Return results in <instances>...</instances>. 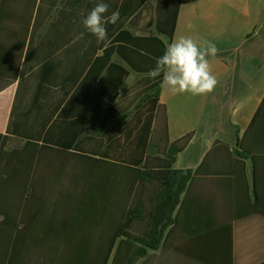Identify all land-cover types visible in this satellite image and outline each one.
<instances>
[{
    "label": "trees",
    "instance_id": "16d2710c",
    "mask_svg": "<svg viewBox=\"0 0 264 264\" xmlns=\"http://www.w3.org/2000/svg\"><path fill=\"white\" fill-rule=\"evenodd\" d=\"M85 1L26 0L24 6L23 0H0V22L32 25L34 39L47 22H51L53 29L71 13L74 20L80 17L82 21L98 2L93 0L88 11ZM104 2L109 4L108 15L118 10L120 20L106 25L110 41L107 46L80 26L84 34L80 43L95 49L86 66H95L79 69L75 82L68 88L62 90L64 87L58 85L63 99L52 106L53 111L44 122V128L50 126V132L20 131L14 126V113L24 87L34 88L38 82L56 88L51 63L32 69L27 57L19 82L0 77V101L15 95L7 133L0 131V264L193 261L164 244L191 178V171L178 173L174 169L190 135L172 141L168 107L161 101L162 76L153 79L148 75L156 59L163 55L166 42L175 35L182 0ZM148 9H154L153 23L143 28L145 35H136L132 28H140ZM101 50L103 54L98 55ZM133 72L142 78L121 92ZM71 94L77 98H70ZM58 127L63 132H54ZM14 138L22 143L11 147ZM220 144L229 148L227 143ZM240 146L244 154L264 156V101ZM43 174L63 177L62 186H70L74 194L57 199L56 205L65 208L61 216L69 218L63 223L64 243L24 245L19 240L20 234L27 233L19 229L24 207L29 201H37L34 191ZM12 192L20 196L14 198L10 196ZM44 205L49 209L55 204L53 199H46ZM260 217L263 216L245 221ZM47 221L43 234L48 231ZM22 252L30 259L16 260Z\"/></svg>",
    "mask_w": 264,
    "mask_h": 264
},
{
    "label": "crops",
    "instance_id": "0c3cea01",
    "mask_svg": "<svg viewBox=\"0 0 264 264\" xmlns=\"http://www.w3.org/2000/svg\"><path fill=\"white\" fill-rule=\"evenodd\" d=\"M85 2L89 11L93 0ZM13 4L16 12V2ZM23 4L27 5L26 0ZM145 14L147 17L140 21V28H132L136 35H145L143 28L153 23L154 9H148ZM81 22L80 17L74 20L71 13L62 17L53 29L51 22H47L34 39L32 25L0 22V77L19 82L27 57L32 69L51 63L52 74L56 76L55 89L52 84L38 82L34 88L22 89L14 113V126L20 131L50 132V126L44 128V122L53 111L52 106L63 99L58 85L64 90L73 85L79 69L94 68V64L86 66V60L95 49L75 39L81 33ZM2 33L11 39L15 34L23 36L19 63L15 67L17 73L13 76L8 71L10 56H14L7 49L11 43L1 42ZM180 36L216 44L219 52L209 60L218 85L213 93L202 96L162 90L161 101L168 107L172 141L190 135L174 169L178 173L191 171L164 244L191 257V264H263L264 156L244 154L240 142L264 101V0H182L173 39ZM103 52L99 51L98 55ZM141 78V74L133 72L121 92ZM72 94L70 98L75 100L77 96ZM14 100L13 94L10 99L8 96L0 101V131L4 135ZM54 132L63 130L58 127ZM21 143L14 138L11 147ZM220 143H227L229 148ZM63 181L56 174L38 177V188L34 191L37 201L25 205L24 220L19 226L20 230L27 231L19 236L22 244L64 243L63 223L69 218L61 216L65 208L62 210L56 205L57 199L74 194L70 186H62ZM65 190L69 193L65 194ZM10 196L16 198L20 194L12 192ZM46 199H53V208L44 205ZM253 216L263 217L245 221ZM45 218L49 226L43 234L47 225ZM29 259L22 252L16 260Z\"/></svg>",
    "mask_w": 264,
    "mask_h": 264
},
{
    "label": "clouds",
    "instance_id": "9594fccd",
    "mask_svg": "<svg viewBox=\"0 0 264 264\" xmlns=\"http://www.w3.org/2000/svg\"><path fill=\"white\" fill-rule=\"evenodd\" d=\"M109 13V4L98 0L95 6L83 18L84 28L96 37L98 43H109L107 24L115 25L120 20L118 10ZM83 33L75 37L83 38ZM219 52L211 41L199 43L189 36L174 38L166 42L165 51L156 59L155 67L148 75L155 79L161 77L162 90L173 94L189 93L194 96L208 95L215 91L218 80L213 74L209 57L215 58Z\"/></svg>",
    "mask_w": 264,
    "mask_h": 264
},
{
    "label": "rangeland",
    "instance_id": "374dc122",
    "mask_svg": "<svg viewBox=\"0 0 264 264\" xmlns=\"http://www.w3.org/2000/svg\"><path fill=\"white\" fill-rule=\"evenodd\" d=\"M10 27H11V29H16V30L21 29L22 30V28H20L18 26H15V27L10 26ZM2 35H3V37H1L2 43H4V42L7 43V41L8 42L10 41V43H11V45L9 44V46H7V47H9L7 49H10L9 51L12 53V55H14L13 56L14 58L12 56H10L11 60L9 61V64L11 63V65L8 66L9 67L8 71H9V74L13 76L14 74L17 73V70L15 69V67H17V65L19 63L18 56H19V52H21V49L23 46V44H22L23 36L21 35L20 37H18V34H15L17 36H15L13 39H11L10 37H8L7 34L2 33ZM9 51H8V54H9Z\"/></svg>",
    "mask_w": 264,
    "mask_h": 264
}]
</instances>
